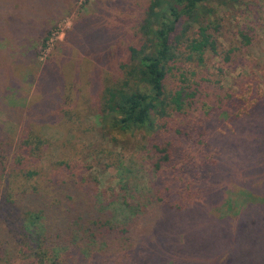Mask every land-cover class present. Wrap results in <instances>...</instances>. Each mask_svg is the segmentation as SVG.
Returning a JSON list of instances; mask_svg holds the SVG:
<instances>
[{
    "label": "trees",
    "instance_id": "16d2710c",
    "mask_svg": "<svg viewBox=\"0 0 264 264\" xmlns=\"http://www.w3.org/2000/svg\"><path fill=\"white\" fill-rule=\"evenodd\" d=\"M206 1L150 0L140 13L127 61L121 63L122 79L107 84L101 94L103 119L146 136L149 179L151 172L169 169L180 173L178 180L197 167L191 149L197 127L185 118L169 117L182 112L188 101L194 102L195 93L186 84L175 88L171 78L185 53L200 65L207 52L221 53L209 17L213 10L205 6ZM64 2L0 0V31L15 35L33 16L43 15V8ZM239 35L243 45L253 41L246 30ZM109 47L101 45L99 50ZM233 51H226V58ZM9 67L0 73L5 83H14L20 69L11 63ZM52 71L40 73L41 90L35 94L40 98L33 95L32 102L25 104L15 101L16 109L26 113L34 109L47 121L60 117L56 109L72 101L71 91L66 94L69 82L54 79ZM12 94L17 100L18 93ZM0 100L4 104V98ZM218 116L209 119L220 118L227 130L223 134L234 135L239 142L230 153L221 148L223 154L206 169L219 159L215 174L238 190L225 200L223 191L215 189L211 194L219 195L220 201L206 222L201 220L204 211L198 217L194 213L195 218L190 215L195 203L187 211L186 205L176 218L181 207L159 200L158 190L139 183L128 164L120 165L110 195L78 174L64 157L56 171H44L39 160L52 142L35 130L24 133L9 158L0 150V220L6 226L0 232V264H264V95L242 116ZM193 219L199 221L196 229L188 227ZM183 234L192 238L183 240Z\"/></svg>",
    "mask_w": 264,
    "mask_h": 264
},
{
    "label": "rangeland",
    "instance_id": "374dc122",
    "mask_svg": "<svg viewBox=\"0 0 264 264\" xmlns=\"http://www.w3.org/2000/svg\"><path fill=\"white\" fill-rule=\"evenodd\" d=\"M149 1L65 0L61 5L43 8V15L33 16L15 35L5 29L0 31V72L10 69V63L20 69L14 83H5L4 73H0V99L4 98V104L0 100V150L9 158L22 135L35 130L52 142L41 150L39 163L44 171L50 172L51 168L56 171L57 163L64 157L78 174L110 195L117 184L120 165L128 164L139 183H148V188L152 185L158 190L155 192L159 200H170V204L181 207L176 218L186 205L187 211L195 203L190 215L195 218L194 213L198 217V212L204 211L206 217L201 220L206 222L212 217L210 210L217 209L220 201L219 195L211 193L222 190V198L226 200V196L235 195L238 190L230 180H222L215 174L219 159L213 160L212 169H206L222 153L221 148L230 153L231 146L239 142L238 137L223 134L227 130L220 118L214 122L209 118L242 116L264 95V0H207L205 6L213 10L209 17L214 21L213 32L219 39L221 53L207 52L202 65L188 59L186 53L178 59L171 83L175 88L186 84L190 87L188 91L195 93V99L188 101L182 112L175 111L169 117L185 118L197 127L191 135L197 167L178 180L180 173L169 169L151 172L149 179L145 165L150 158L146 136L120 129L112 119L102 118L101 94L107 84L122 79L121 63L127 61L128 45L134 40L140 13ZM241 30L253 36L249 45L241 44ZM101 45L110 47L99 50ZM230 49L234 51L226 58ZM92 55L99 56L90 58ZM48 68L53 70L49 74L54 79L69 82L65 90L66 94L71 91L72 101L61 108L57 106L61 118L47 121L34 109L29 113L16 109L15 101L32 102V96L41 90L40 73ZM12 93L15 97L18 93L17 100H13ZM167 186L169 190L164 189ZM0 222L1 232L6 226ZM198 223L193 219L188 227L196 229ZM184 234L183 240L192 238Z\"/></svg>",
    "mask_w": 264,
    "mask_h": 264
}]
</instances>
